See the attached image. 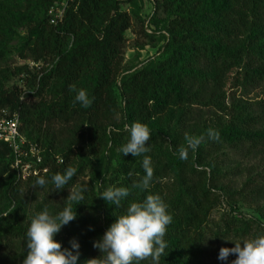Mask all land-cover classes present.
I'll use <instances>...</instances> for the list:
<instances>
[{"label":"trees","instance_id":"16d2710c","mask_svg":"<svg viewBox=\"0 0 264 264\" xmlns=\"http://www.w3.org/2000/svg\"><path fill=\"white\" fill-rule=\"evenodd\" d=\"M56 1L0 0V61L9 52V43L18 39V57L42 65L33 73L25 66L16 70V74H26L33 94L22 92L17 84L5 86L9 72H0L4 75V83H0V109L18 113L21 134L39 149L40 156L38 173L23 181L12 167L10 148L0 143V264H22L27 252L26 229L16 221L18 211L26 209L22 190L34 188L38 177L50 180L53 174L63 173L73 161V147L82 148L78 155L79 171L89 172V182L84 184L88 191L83 203L76 207V219L64 226L70 232L61 240L58 234L54 239L64 248L70 247L69 241L75 238L80 245L81 264H89L88 260L96 258L93 241L99 236L94 237L83 228L84 223H79L95 198L107 229L128 204L157 194L160 178L168 173L165 166L154 169L150 189L133 187L145 176L141 166L143 156L134 158L131 154L116 153L128 140L124 125L145 124L151 133L150 150L157 137L155 125L173 111L178 112L176 124L183 127L193 117V107L218 105L215 99L227 73L238 71L244 57H252L255 67L245 66L242 78L246 83H262L264 87V52L255 49L259 41H264V0H164V4L174 7L175 16L164 21L160 28L151 18L149 26L153 32L146 34L151 41L158 35L160 42L154 54L162 57H148L138 69L127 73H120V67L124 34L131 23L121 4L136 6L137 0H78L66 10L60 23L50 25L47 10ZM245 9H251V18L235 13ZM247 28L249 33L241 43L238 35ZM18 29L24 30L22 36ZM200 63L219 71L200 74L196 71ZM74 89L87 92L91 101L87 107L74 102ZM42 95L47 100L37 104L29 101ZM258 105L261 115L231 116L219 122L215 130L219 132V140L208 138V141L216 147L224 144L264 154V101ZM119 114L120 125L116 122ZM206 153L198 148L194 155L197 167L188 169L179 154L171 156L169 168L174 173L177 193L167 205L172 222L167 226L164 237L167 248L160 264H202L205 243L202 229L219 199L213 183L218 174L216 168L202 166ZM145 155L149 156V151ZM75 181L73 177L65 189L55 191L64 198V204L65 192ZM52 187L49 186L37 210L47 208L55 214L64 206H52L55 197ZM108 187L129 189L130 195L120 208L107 205L98 197ZM246 187L250 195L264 196V183L248 181L237 194L247 190ZM10 206L13 211L6 214ZM11 219L15 225L9 223ZM229 221L226 227L232 222ZM249 225L245 222L238 231L247 233ZM140 264H151V259Z\"/></svg>","mask_w":264,"mask_h":264},{"label":"rangeland","instance_id":"374dc122","mask_svg":"<svg viewBox=\"0 0 264 264\" xmlns=\"http://www.w3.org/2000/svg\"><path fill=\"white\" fill-rule=\"evenodd\" d=\"M121 10L126 12L130 18L131 26L125 32V41L122 45V63L120 73L132 72L139 68L141 62L148 57L155 55L156 48L160 42L158 35L156 40L151 41L146 34L153 32L152 27L149 26L151 18L158 22L159 28L163 22L175 16L174 7L164 4V0H137L136 6H131L127 3L121 4ZM138 13V17H136ZM236 14L243 15L246 18H251V9L244 11H235ZM18 34H24L23 29L17 30ZM157 32V31H156ZM249 33L248 28L239 36L241 43L245 42V37ZM18 39H15L8 45L9 52L5 58L0 61V72H9L5 86L9 87L17 84L22 92L33 94L34 90L28 87L26 81V74H16V70L25 66L29 72L33 73L39 70L42 65L34 64L30 60L20 59L16 52L18 46ZM255 49L264 52V41H259ZM161 58V54L155 55ZM254 59L252 57H244L238 71L236 69L227 73L223 88L215 99L218 105H209L208 107L195 106L191 109L193 117L187 123L188 125L179 126L176 124L177 111H173L167 118L162 119L156 126L157 137L150 145L149 157L151 158L152 171L160 169L162 166L168 168L166 177L160 178V189L155 195H159L164 203L168 205L172 202L177 193L174 173L169 168L170 159L172 155L179 154V149L186 147L185 136L203 137L202 142L195 150H187L186 158L183 163L186 168L197 167L194 155L198 148H202L206 153V158L202 166H207L208 169L216 168L218 172L216 180L213 182L218 189V200L210 213L206 226L202 229L205 235L204 254L202 264H231L235 259V255H229L227 261H220L218 259L219 250L222 247L232 248L234 243H239L245 240H250L258 235H264V196L255 197L248 193V188L240 195L237 194L242 190L248 181H255L258 185L264 183V154L248 153L246 149H235L228 145H221L220 147L213 146L208 141L207 130H216L219 122L230 118L231 116L240 115L245 117L246 114L250 116H259L262 114L259 102L264 101V87L263 84H249L242 78V69L245 66L255 67ZM200 74H216L218 69L206 68L202 63L198 64L196 69ZM3 76L0 73V83H4ZM47 100L46 95L40 98H30L29 101L39 103ZM221 108V109H220ZM121 115L116 118L117 124H121ZM60 127V126H58ZM57 127V128H58ZM258 129L262 126L257 125ZM30 144V143H29ZM82 150L81 146L73 147L74 158L68 167L75 168L76 175L75 185L87 184L90 176L88 170L84 172L79 171L80 160L78 155ZM119 153V149L116 150ZM82 155H88L82 153ZM115 164V162H113ZM67 167V168H68ZM49 182L44 188H24L22 190L21 198L25 203V210L18 211L16 221L21 222L24 228L30 223V220L36 213L40 212L36 207L40 205L47 196ZM149 189L151 184H149ZM55 195L52 206H62L64 198L61 195ZM66 198L68 190L65 192ZM65 198V199H66ZM13 211V206L8 207L5 213ZM51 214V213H50ZM231 223L226 227V223ZM255 220V221H253ZM245 222H249L250 229L247 233H241L239 228ZM11 225L16 223L11 219ZM84 223V227L93 234L94 237L99 238L106 231L104 215L99 210L98 198L96 197L90 209L84 215V220L79 224ZM227 232L225 233V229ZM66 227H62L58 233V238L61 240L66 237L68 232ZM230 240V241H227ZM232 241V242H231ZM100 255L98 249L96 251V258Z\"/></svg>","mask_w":264,"mask_h":264},{"label":"clouds","instance_id":"9594fccd","mask_svg":"<svg viewBox=\"0 0 264 264\" xmlns=\"http://www.w3.org/2000/svg\"><path fill=\"white\" fill-rule=\"evenodd\" d=\"M74 102L82 107L90 104V98L84 89H74ZM124 130L128 135L126 143L122 144L119 152L134 158L143 156L142 168L145 176L139 185L147 189L152 176L151 158L145 155L149 151L151 138L150 129L141 122L125 124ZM207 137L219 140V132L207 130ZM203 137L185 136L186 147L179 149V158H186L187 150H195L202 142ZM76 169L66 168L63 173H56L46 180L38 177L35 186L44 188L51 183L52 190L60 192L66 188L69 181L76 175ZM68 190L66 203L55 214H50L44 208L30 220L25 233L27 252L22 264H81L79 243L73 238L69 241L70 247L62 248L61 242L54 239L62 227L68 225L77 217L76 207L83 203L88 191L87 185H73ZM130 195L127 187H108L100 192L99 198L107 205L116 208L122 206ZM73 205H76L73 208ZM172 222V216L167 211V205L159 195H147L140 202L128 204L123 214L115 216L104 234L93 241V247L100 255L88 260L89 264H140L141 261L151 259V264H160V257L164 255L167 242L164 240L167 226ZM230 241V240H227ZM232 242V241H231ZM234 243V247H222L218 259L227 261L229 255H235L231 264H264V235Z\"/></svg>","mask_w":264,"mask_h":264},{"label":"built area","instance_id":"2783aa9c","mask_svg":"<svg viewBox=\"0 0 264 264\" xmlns=\"http://www.w3.org/2000/svg\"><path fill=\"white\" fill-rule=\"evenodd\" d=\"M78 0H58L47 10V17L50 25L60 23L68 8L76 4ZM19 115L17 112H10L8 109H0V143L7 145L13 155L12 167L16 170L21 180L35 176L38 173L36 168L40 162L39 149L29 144L19 129ZM33 158L30 160L29 158ZM46 172L45 169L42 170Z\"/></svg>","mask_w":264,"mask_h":264}]
</instances>
